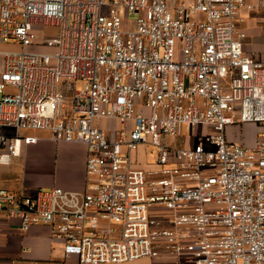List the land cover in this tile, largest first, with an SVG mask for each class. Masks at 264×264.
<instances>
[{"label": "built area", "instance_id": "2783aa9c", "mask_svg": "<svg viewBox=\"0 0 264 264\" xmlns=\"http://www.w3.org/2000/svg\"><path fill=\"white\" fill-rule=\"evenodd\" d=\"M243 9L264 0H178L174 16L170 0H0V44L18 46L0 48V165L39 141L32 131L87 146L83 189L0 185V218L47 226L79 264H264V128L252 146L226 132L264 126V62L245 51ZM68 80L84 85L60 89ZM198 125L212 132L167 142ZM148 143L153 168L134 157Z\"/></svg>", "mask_w": 264, "mask_h": 264}, {"label": "crops", "instance_id": "0c3cea01", "mask_svg": "<svg viewBox=\"0 0 264 264\" xmlns=\"http://www.w3.org/2000/svg\"><path fill=\"white\" fill-rule=\"evenodd\" d=\"M252 13L243 9V20L240 23L243 30L245 27L243 23L252 16ZM249 26L253 25H248L247 29ZM248 37L246 33L245 51L253 53L256 59L264 62V51L258 47L256 38L252 41ZM234 126L232 124L226 128L228 139L244 142L247 146L255 144L258 134L264 128L256 122H243L240 126L242 132L244 127L252 128L254 131L252 139L245 140L242 133L240 136L232 135ZM33 134L40 136V139L28 145L21 158H15L9 164L0 165V185L12 190L23 187L33 190L54 185L68 189H83L87 146L82 142L54 141L50 138V133L44 130ZM142 146L135 151L136 165L144 168L155 167L154 163L147 162L145 158L142 160ZM147 260L151 264V261ZM70 263L79 264L76 256L68 259L65 257L63 242L53 237L47 226H32L27 231H23L18 220L0 218V264Z\"/></svg>", "mask_w": 264, "mask_h": 264}, {"label": "rangeland", "instance_id": "374dc122", "mask_svg": "<svg viewBox=\"0 0 264 264\" xmlns=\"http://www.w3.org/2000/svg\"><path fill=\"white\" fill-rule=\"evenodd\" d=\"M107 2H109V0H106ZM178 0H170V5H171V15L174 16V11H173V7L175 6L176 2ZM119 15L122 18V27H127L128 29H135V22L138 18V14L134 13V12H128L126 11L124 8H120L119 9ZM126 23V24H125ZM243 25L246 27H244L245 32L247 33V35L249 36L248 38L250 40H257V45L258 47H260V49H263L262 51H264V10L262 11H256L252 13V16L250 18L247 19V21L245 23H243ZM248 25H253L252 27L249 26L247 29ZM35 30L38 32L39 36H43V35H50L53 34L56 30V28L54 26L48 25L45 26L44 28H42V26H35L34 27ZM250 28V29H249ZM0 48L2 49H17L18 46L17 45H13V44H0ZM27 50H33V51H52L51 48H47V47H39V46H29L27 47ZM67 83H71L73 85V87L75 89H80L83 87L84 82L82 80H68L66 82H61L59 85L60 89H65V85ZM63 96H64V107L68 108L70 107V100H71V95L67 92H65V90L63 91ZM101 125L107 129H111V130H116V128H118L119 123L116 119H103L101 122ZM243 123H235L234 125V129L232 131V135H237L240 136L241 133L243 134L245 140H250L253 137V129L252 128H247L244 127L243 132L241 130V125ZM258 125H263L261 123H257ZM4 130L6 129L7 131L10 132H14L13 129H7V128H3ZM36 131H32L31 133H35ZM212 132V127L210 126H206V125H198L196 127H192L190 128L188 131H184L183 135L181 137L178 138H174L172 136H168L167 137V142L169 144H174V145H179V146H188L189 144H193L195 143L197 140H202L206 137V135L210 134ZM237 143L243 144V145H247L246 143H242L240 141H235ZM142 160H144V158L147 160V162L149 163H154L155 159H156V154H157V148L148 143L146 144V146H142ZM144 154V155H143ZM72 264V263H70ZM125 264H150L149 261L147 259H140V260H136V261H131V262H126ZM152 264H158L156 262H152Z\"/></svg>", "mask_w": 264, "mask_h": 264}]
</instances>
